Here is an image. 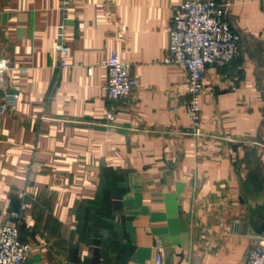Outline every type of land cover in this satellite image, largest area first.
I'll list each match as a JSON object with an SVG mask.
<instances>
[{
	"label": "crops",
	"instance_id": "crops-1",
	"mask_svg": "<svg viewBox=\"0 0 264 264\" xmlns=\"http://www.w3.org/2000/svg\"><path fill=\"white\" fill-rule=\"evenodd\" d=\"M70 1L62 66L61 0H0L20 93L11 110L0 83V224L18 225L32 264H242L264 228V0H216L242 54L207 65L200 137L187 73L165 61L185 0ZM113 51L139 81L126 100L105 87Z\"/></svg>",
	"mask_w": 264,
	"mask_h": 264
},
{
	"label": "built area",
	"instance_id": "built-area-1",
	"mask_svg": "<svg viewBox=\"0 0 264 264\" xmlns=\"http://www.w3.org/2000/svg\"><path fill=\"white\" fill-rule=\"evenodd\" d=\"M70 3V0H61L63 15L57 28L56 50L62 66L69 65L66 27ZM241 54L242 36L233 27L224 5L216 0H185L174 7L165 61L180 65L187 73L189 134L195 137L206 134L202 126L200 95L203 92V78L207 65H225L239 58ZM104 64L108 71L105 87L109 98L116 100L130 98L139 84L138 79L131 74L132 62L121 58L117 51H113ZM12 67L9 59L0 55L3 102L9 109L16 110L20 93L10 88L6 82V74ZM28 69L21 68L23 72ZM109 116H113L112 112H109ZM30 167L35 171L43 169V165L37 161ZM30 252L31 245L21 240L18 225L0 224V264H32ZM162 260L163 257L158 252L156 263H161ZM242 264H264V234H252L251 246Z\"/></svg>",
	"mask_w": 264,
	"mask_h": 264
},
{
	"label": "water",
	"instance_id": "water-1",
	"mask_svg": "<svg viewBox=\"0 0 264 264\" xmlns=\"http://www.w3.org/2000/svg\"><path fill=\"white\" fill-rule=\"evenodd\" d=\"M245 225V224H244ZM264 231V228H258L255 232L256 233H261V232H263Z\"/></svg>",
	"mask_w": 264,
	"mask_h": 264
}]
</instances>
